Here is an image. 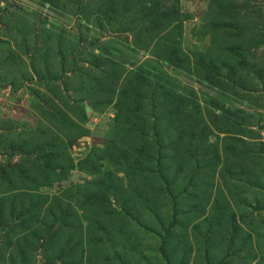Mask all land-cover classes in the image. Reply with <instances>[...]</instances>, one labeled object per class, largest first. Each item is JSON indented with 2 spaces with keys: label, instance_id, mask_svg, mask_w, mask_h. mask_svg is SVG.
I'll list each match as a JSON object with an SVG mask.
<instances>
[{
  "label": "rangeland",
  "instance_id": "obj_1",
  "mask_svg": "<svg viewBox=\"0 0 264 264\" xmlns=\"http://www.w3.org/2000/svg\"><path fill=\"white\" fill-rule=\"evenodd\" d=\"M0 264H264V0H0Z\"/></svg>",
  "mask_w": 264,
  "mask_h": 264
}]
</instances>
